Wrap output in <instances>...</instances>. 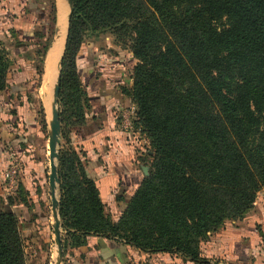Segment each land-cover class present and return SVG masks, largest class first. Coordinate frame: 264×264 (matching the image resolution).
Here are the masks:
<instances>
[{
	"label": "trees",
	"instance_id": "obj_1",
	"mask_svg": "<svg viewBox=\"0 0 264 264\" xmlns=\"http://www.w3.org/2000/svg\"><path fill=\"white\" fill-rule=\"evenodd\" d=\"M71 2L58 100L63 257L97 236L146 254L217 264L202 255L201 244L226 222L243 219L264 189V0ZM100 34L136 61L131 85L119 92L134 104L132 124L149 141L138 156L150 159L148 174L117 219L69 136L90 119L75 56L84 38ZM9 67L0 45V91ZM0 264H26L18 219L6 211Z\"/></svg>",
	"mask_w": 264,
	"mask_h": 264
},
{
	"label": "rangeland",
	"instance_id": "obj_2",
	"mask_svg": "<svg viewBox=\"0 0 264 264\" xmlns=\"http://www.w3.org/2000/svg\"><path fill=\"white\" fill-rule=\"evenodd\" d=\"M54 28V14L49 0H0V45L10 60L7 87L0 91V211L14 213L18 219L26 264H55L56 256L48 187L49 118L44 108H47L48 96L41 92L44 82V61L41 63V60L45 59L46 51L53 41ZM23 30L29 31L31 35L27 37L22 33ZM47 45L48 48L44 49ZM55 50H50L46 56V70L52 69ZM135 62L131 52L117 45L110 35H89L84 38L75 56V66L89 102L88 118L91 119L95 104L104 97L91 89L93 84L103 81L108 88V96L117 94L118 87L131 85V69ZM17 72L23 73L21 79L19 75L16 76ZM90 79L98 82L94 83ZM118 94L122 102H131L120 92ZM122 104H115L112 110L118 123L119 112L126 103ZM10 126L13 128L10 129ZM78 131L79 127L71 128L69 135L71 145L76 150L80 149ZM137 146L138 156L148 148L141 143ZM149 161V158L146 162L140 161L147 172ZM12 168L15 169L13 186L2 175ZM22 198H25L26 203L21 202ZM253 207L243 219L236 220L234 224L226 222L227 225L222 229L225 231L229 228L226 240H231V233L236 231L243 233L244 237L246 234H257L261 241L264 240V189L257 193ZM106 210L113 219L121 212L119 208ZM243 236L239 237L238 246L247 244V237ZM217 240L218 237L212 234L208 241L216 243ZM202 255L206 257L204 252ZM206 258L217 264H241L239 259H222L219 255ZM146 260L145 264H148L149 260Z\"/></svg>",
	"mask_w": 264,
	"mask_h": 264
},
{
	"label": "crops",
	"instance_id": "obj_3",
	"mask_svg": "<svg viewBox=\"0 0 264 264\" xmlns=\"http://www.w3.org/2000/svg\"><path fill=\"white\" fill-rule=\"evenodd\" d=\"M22 33L27 37L31 35L29 31L25 30ZM88 49L91 51L90 48ZM18 75L21 79L23 73L17 72L16 76ZM91 81L95 83L97 80L92 79ZM92 87L91 89H95L104 97L102 100H98V104H95V112L87 124L79 127L77 140L79 141V150L85 154L86 171L96 179L105 207L119 208L122 212L145 176V166L138 157L137 143L132 142L129 136L120 130L119 123L112 114L115 104L119 102L123 103L122 105L125 104L120 100L119 92L108 96V88L103 81L96 85L93 84ZM12 128L10 126V129ZM230 223L234 224L235 221ZM222 229L214 233L218 237L216 243L208 241L212 237L210 235L208 240L201 244V252H204L206 257L219 255L222 259H239L241 264L250 263V261L252 264H262L264 240L261 241L257 234H246L245 237L248 239L246 238L245 242L247 244L238 246L240 245L239 237L243 236V233L238 231L231 233V240H226L229 228L227 227L225 231ZM203 246L206 247V250ZM63 259L65 264H145V259L149 260L148 264H191L189 261H182L175 255L146 254L114 239L97 236L87 237L85 246L71 250Z\"/></svg>",
	"mask_w": 264,
	"mask_h": 264
},
{
	"label": "water",
	"instance_id": "obj_4",
	"mask_svg": "<svg viewBox=\"0 0 264 264\" xmlns=\"http://www.w3.org/2000/svg\"><path fill=\"white\" fill-rule=\"evenodd\" d=\"M55 28L53 41L46 51L44 59V74L46 75L45 61L46 56L50 50H55V61L52 66L51 76V90L47 99V108H45L46 114H48V160H49V172H48V187L50 194V211H51V228L53 233V241L56 247L55 264H63V248H62V229L61 221L59 218V199H58V184L59 177L57 173V161L59 159V145H60V122L58 111V100L61 81V63L65 51V44L68 35L69 22L72 12L71 0H55ZM65 26V35L63 39L62 48V35ZM48 74V73H47ZM147 168H144V171ZM148 174L145 171V176Z\"/></svg>",
	"mask_w": 264,
	"mask_h": 264
},
{
	"label": "built area",
	"instance_id": "obj_5",
	"mask_svg": "<svg viewBox=\"0 0 264 264\" xmlns=\"http://www.w3.org/2000/svg\"><path fill=\"white\" fill-rule=\"evenodd\" d=\"M124 108H121L119 118H120V128L123 130L134 143H141L144 145H149V141L141 133L139 128H135L132 124V118L134 117L135 106L132 102H125ZM4 177H7L11 186L15 184V169L12 168L5 174H2Z\"/></svg>",
	"mask_w": 264,
	"mask_h": 264
},
{
	"label": "bare ground",
	"instance_id": "obj_6",
	"mask_svg": "<svg viewBox=\"0 0 264 264\" xmlns=\"http://www.w3.org/2000/svg\"><path fill=\"white\" fill-rule=\"evenodd\" d=\"M64 35H65V26H64V30H63V35H62V43H63V39H64ZM62 43L60 44V49L62 48ZM51 55V54H50ZM49 58V57H48ZM54 62V61H53ZM52 62V63H53ZM51 63V64H52ZM53 65V64H52ZM52 67V66H51ZM49 68V67H48ZM52 69L49 68L46 70V75L44 76V82H43V86L41 88V92L44 96H49V92L51 90V76H52ZM48 73V74H47ZM41 94V95H42Z\"/></svg>",
	"mask_w": 264,
	"mask_h": 264
}]
</instances>
